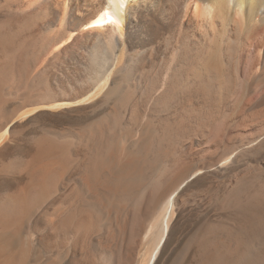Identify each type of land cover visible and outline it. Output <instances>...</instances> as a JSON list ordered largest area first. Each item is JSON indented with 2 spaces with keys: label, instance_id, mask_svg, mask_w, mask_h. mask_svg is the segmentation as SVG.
I'll use <instances>...</instances> for the list:
<instances>
[{
  "label": "bare ground",
  "instance_id": "6f19581e",
  "mask_svg": "<svg viewBox=\"0 0 264 264\" xmlns=\"http://www.w3.org/2000/svg\"><path fill=\"white\" fill-rule=\"evenodd\" d=\"M0 178V264H264V0H0Z\"/></svg>",
  "mask_w": 264,
  "mask_h": 264
},
{
  "label": "rangeland",
  "instance_id": "374dc122",
  "mask_svg": "<svg viewBox=\"0 0 264 264\" xmlns=\"http://www.w3.org/2000/svg\"><path fill=\"white\" fill-rule=\"evenodd\" d=\"M72 115V116H71ZM71 115H69V116H65V117H59V118H52V117H41V118H39V119H37V121L36 122H41V123H47V124H60V123H63V122H67V119H69V121H71L70 120V118L73 120V119H75V116L77 117V114H71ZM70 117V118H69ZM14 145V146H13ZM16 144H15V141H11L10 142V149L8 150L9 152L8 153H10V152H12L13 151V153H14V150L15 151H18L19 149L18 148H20V147H17L16 148ZM11 154V153H10ZM8 181L6 180V182H4V180H2L1 178H0V185H1V183H7ZM11 182H13V181H11ZM10 181L7 183V184H10L11 183ZM2 184V185H3ZM4 184V185H5ZM0 188H1V186H0ZM187 222H188V220L187 219H184V218H182V220L179 222V224H178V226H177V229H176V232L174 233V235H173V238H172V241L170 242V245L168 246V249H167V255H170V253H172L173 251L172 250H175L174 248H176V246H177V244H178V242H179V240H180V238H181V235L184 233V231L186 230V228H187V226H188V224H187ZM187 224V225H186ZM186 227V228H185ZM183 229V230H182ZM182 230V231H181ZM180 237H179V236ZM178 237H179V239H178ZM178 239V240H177ZM175 243H176V246H175Z\"/></svg>",
  "mask_w": 264,
  "mask_h": 264
}]
</instances>
